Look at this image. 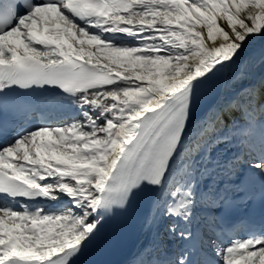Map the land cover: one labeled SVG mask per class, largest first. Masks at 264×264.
Masks as SVG:
<instances>
[{
	"label": "snow or ice",
	"instance_id": "6c2138e0",
	"mask_svg": "<svg viewBox=\"0 0 264 264\" xmlns=\"http://www.w3.org/2000/svg\"><path fill=\"white\" fill-rule=\"evenodd\" d=\"M233 68L248 85L197 120L201 90ZM257 68L264 0H0V137H11L0 144V264H72L142 201L154 209L146 225L166 220L184 244L146 246L134 264H264V220L225 238L217 216L229 194L219 170L238 177L241 152L264 180ZM37 90L73 115L9 128L6 109L36 112L12 94Z\"/></svg>",
	"mask_w": 264,
	"mask_h": 264
},
{
	"label": "bare ground",
	"instance_id": "6f19581e",
	"mask_svg": "<svg viewBox=\"0 0 264 264\" xmlns=\"http://www.w3.org/2000/svg\"><path fill=\"white\" fill-rule=\"evenodd\" d=\"M236 69L233 68L232 71L227 72L228 78H230ZM256 72V79L257 81L264 75V68H257ZM249 83V80H241L239 83L233 82V79L229 84H225L220 96L215 101V103L210 107V109L203 114L197 120L206 121L214 119L217 115L216 110L223 105L227 104L228 101L236 95L242 88H245ZM50 99L49 96H42L40 97L34 108L36 112L30 113L29 118L23 123L24 126H31L35 125L43 120H49L52 123H57L59 121L68 120L72 115V110L69 109L66 105H58L55 103H48ZM236 119H239V114L237 113ZM258 138L259 133L255 134L253 137V142L258 145ZM237 148L235 143L230 145L223 146L218 152V158L221 161V164L226 163L233 159V157L237 154ZM241 162L240 166L238 167L237 171L239 176L232 175L229 177V174L224 169H220V177L223 179L222 187H226L229 189L228 200L235 199L238 205L241 207V210H246L248 203L251 199V195L244 192L243 188L240 185L239 179L242 175H247L248 177L250 174H255L259 176L257 173L249 171V165L247 164V157L241 152ZM230 166V165H229ZM260 177V176H259ZM231 181V182H230ZM216 207V205H213ZM154 212V209L148 204L146 207L142 222L139 226L137 234L135 236L134 242L129 249L128 253L125 257L118 263V264H134L136 259L138 258V254L144 249L146 246L150 245H157V246H164L167 250L171 252L178 251L184 244L183 241L173 238L168 231L166 230V226L168 221L166 220H158V222L151 227H148L145 223L146 219L150 217L151 213ZM209 213L206 208H201L197 213V221L200 222L201 228L204 227L202 223V218L208 216ZM218 218H223L224 225L226 228V237L235 236L236 233H243L246 231L245 222L249 221L248 219L244 218L243 216H238L235 218L223 217L221 212L217 214ZM262 220H264V215L260 217L258 220L252 221L256 224H259ZM228 225H234L235 227L232 230H227ZM183 227V224L180 225Z\"/></svg>",
	"mask_w": 264,
	"mask_h": 264
},
{
	"label": "rangeland",
	"instance_id": "374dc122",
	"mask_svg": "<svg viewBox=\"0 0 264 264\" xmlns=\"http://www.w3.org/2000/svg\"><path fill=\"white\" fill-rule=\"evenodd\" d=\"M229 79V78H228Z\"/></svg>",
	"mask_w": 264,
	"mask_h": 264
}]
</instances>
